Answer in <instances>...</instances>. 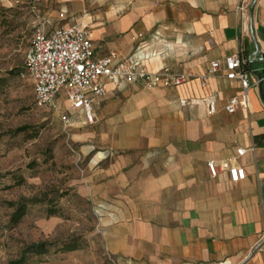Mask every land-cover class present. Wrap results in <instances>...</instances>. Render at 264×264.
Masks as SVG:
<instances>
[{"label":"crops","instance_id":"1","mask_svg":"<svg viewBox=\"0 0 264 264\" xmlns=\"http://www.w3.org/2000/svg\"><path fill=\"white\" fill-rule=\"evenodd\" d=\"M75 3L93 13L91 29L83 15L62 25H84L96 57L138 51L148 70L169 66L190 75L170 87L107 81L93 123L71 109L91 171L89 191L80 192L100 207L106 251L118 264H264V84L249 89V111L225 110L241 92L225 77L226 58L249 56L254 79L264 65V0L252 1L243 25L238 0ZM214 60L220 66L210 73ZM207 95L216 99L212 114ZM232 157L243 179L210 174L208 161Z\"/></svg>","mask_w":264,"mask_h":264},{"label":"rangeland","instance_id":"2","mask_svg":"<svg viewBox=\"0 0 264 264\" xmlns=\"http://www.w3.org/2000/svg\"><path fill=\"white\" fill-rule=\"evenodd\" d=\"M89 14L75 0H0V264L18 259L30 243L72 236L78 237V248L54 246L30 256L28 264H118L99 231V205L80 192L89 191L91 171L76 140L78 126L35 104L24 66L37 24L62 25L83 15L91 29ZM60 107L73 116L68 103ZM46 194L47 202L29 204L20 221L11 223L15 203Z\"/></svg>","mask_w":264,"mask_h":264},{"label":"built area","instance_id":"3","mask_svg":"<svg viewBox=\"0 0 264 264\" xmlns=\"http://www.w3.org/2000/svg\"><path fill=\"white\" fill-rule=\"evenodd\" d=\"M252 1L238 0L236 11L242 25L248 20ZM141 36L142 33H137L132 39ZM94 53L95 45L84 25H60L48 30L45 23L37 24L24 55L25 73L33 83L35 104L55 110L60 119L69 124L72 116L61 110L59 101L63 99L73 112L83 113L86 123H93V103L104 96L107 81L138 82L152 88L176 86L190 79L189 74L174 72L169 66L148 70L138 51L128 57H122L116 50L101 57H96ZM250 62L251 58L240 51L226 58L225 77L237 80L241 86L240 93L228 98L225 104L227 113H233L239 108L249 111V89L264 84V65L255 71L257 76L254 79ZM219 66L218 61H212L209 72H215ZM202 100L208 114L217 110L213 95L204 96ZM244 151L245 149L239 148L237 154L242 155ZM234 161L233 157L220 161L210 160L207 166L213 177L220 171H227L230 180L238 182L244 178L245 171L243 166ZM109 258L113 262L117 261L111 254Z\"/></svg>","mask_w":264,"mask_h":264},{"label":"trees","instance_id":"4","mask_svg":"<svg viewBox=\"0 0 264 264\" xmlns=\"http://www.w3.org/2000/svg\"><path fill=\"white\" fill-rule=\"evenodd\" d=\"M47 202V194L44 197H33V198H23L17 203H15L14 211L11 214L10 221L12 224H15L20 221V219L25 215L27 207L29 204L36 203V202ZM50 214L56 212L55 209H50ZM79 239L78 237H70L66 240L61 242L57 241H42L36 243H30L25 246L18 259L12 260L9 264H28L29 258L32 255H40L45 253L49 248L58 246L60 250H74L79 247Z\"/></svg>","mask_w":264,"mask_h":264},{"label":"water","instance_id":"5","mask_svg":"<svg viewBox=\"0 0 264 264\" xmlns=\"http://www.w3.org/2000/svg\"><path fill=\"white\" fill-rule=\"evenodd\" d=\"M256 52H258V47L256 49ZM260 89H262V84L259 85ZM263 96V95H262Z\"/></svg>","mask_w":264,"mask_h":264}]
</instances>
